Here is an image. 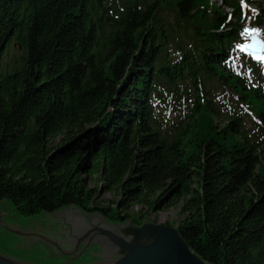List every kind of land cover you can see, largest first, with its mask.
<instances>
[{
  "label": "trees",
  "instance_id": "1",
  "mask_svg": "<svg viewBox=\"0 0 264 264\" xmlns=\"http://www.w3.org/2000/svg\"><path fill=\"white\" fill-rule=\"evenodd\" d=\"M219 2L0 0V201L111 223L181 203L201 260L264 264V69L243 53L249 79L227 67L244 22Z\"/></svg>",
  "mask_w": 264,
  "mask_h": 264
},
{
  "label": "water",
  "instance_id": "2",
  "mask_svg": "<svg viewBox=\"0 0 264 264\" xmlns=\"http://www.w3.org/2000/svg\"><path fill=\"white\" fill-rule=\"evenodd\" d=\"M243 51L264 59V42L247 35ZM0 264H208L174 227L126 219L109 222L100 213L62 206L53 213L20 216L0 201Z\"/></svg>",
  "mask_w": 264,
  "mask_h": 264
},
{
  "label": "rangeland",
  "instance_id": "3",
  "mask_svg": "<svg viewBox=\"0 0 264 264\" xmlns=\"http://www.w3.org/2000/svg\"><path fill=\"white\" fill-rule=\"evenodd\" d=\"M216 2L217 6L219 5V0H213ZM239 5L241 6V14L243 16V22L244 26L242 30L240 31V38L244 37L249 32L255 31L259 33V36L261 37L262 41L264 42V0H236ZM223 10V9H222ZM262 10V11H261ZM226 13H230V10L225 8L223 10ZM251 14V15H250ZM259 16L260 15V23L258 25H250L249 20L252 16ZM247 30V31H246ZM241 47L242 45H238L235 50L232 53V56L230 60L227 62V67L233 72V74L241 75L246 79H249L252 75V73L249 70V67L245 65L243 61V56L241 55ZM15 49V48H14ZM13 47H10V51L6 56V62L10 60V57L12 54H16V51H14ZM16 50V49H15ZM243 74V75H242ZM223 99V100H221ZM226 96L217 97L216 95L213 96L210 100L212 104H215L217 101H221L224 103L229 109L228 112L233 114L238 110V106H231L229 102L233 100H229V102L225 101ZM221 108H223V105L221 104ZM236 108V109H235ZM161 109V108H159ZM223 110H220L219 113L221 114L220 118H215V124L219 127L223 124H226L228 122V119L225 118L223 115ZM159 115L167 116L168 112H161L158 113ZM172 117V115H171ZM244 118V119H243ZM241 118L242 121H246L245 126L247 130H254L253 125L251 124L252 121L250 120L249 115H244V117ZM250 122V123H249ZM86 187L90 188L92 186V183L89 181H85ZM115 197L112 196L111 193L103 192L99 188L97 191V194L93 197L92 202L97 205L98 207H107L109 205V201H113ZM181 206V203H177L176 206L168 208L164 211H150L146 212L143 211L142 220H139V216L137 215V212L139 211L138 207H131L129 209V216H131V219L136 225H141L143 223H150V224H160V225H170L169 227L176 228V225L179 224V222L184 218V215L179 212V208Z\"/></svg>",
  "mask_w": 264,
  "mask_h": 264
},
{
  "label": "snow or ice",
  "instance_id": "4",
  "mask_svg": "<svg viewBox=\"0 0 264 264\" xmlns=\"http://www.w3.org/2000/svg\"><path fill=\"white\" fill-rule=\"evenodd\" d=\"M246 31H247V30H246ZM248 34H249V35H254V33H252V32H249ZM242 50H243V49H242Z\"/></svg>",
  "mask_w": 264,
  "mask_h": 264
},
{
  "label": "flooded vegetation",
  "instance_id": "5",
  "mask_svg": "<svg viewBox=\"0 0 264 264\" xmlns=\"http://www.w3.org/2000/svg\"><path fill=\"white\" fill-rule=\"evenodd\" d=\"M16 211V210H15ZM17 212V211H16ZM21 216V215H20ZM31 217V216H30Z\"/></svg>",
  "mask_w": 264,
  "mask_h": 264
}]
</instances>
